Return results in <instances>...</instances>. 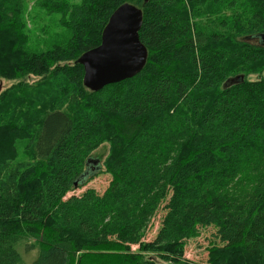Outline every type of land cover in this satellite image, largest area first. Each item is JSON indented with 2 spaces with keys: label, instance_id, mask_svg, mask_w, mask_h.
<instances>
[{
  "label": "trees",
  "instance_id": "trees-1",
  "mask_svg": "<svg viewBox=\"0 0 264 264\" xmlns=\"http://www.w3.org/2000/svg\"><path fill=\"white\" fill-rule=\"evenodd\" d=\"M19 2L0 0V79L39 83L0 95V264L29 239L31 264L176 263L201 228L209 264H264V0H50L69 36L38 54ZM123 4L142 12L145 66L91 92L77 60ZM104 144V193L65 199Z\"/></svg>",
  "mask_w": 264,
  "mask_h": 264
},
{
  "label": "rangeland",
  "instance_id": "rangeland-1",
  "mask_svg": "<svg viewBox=\"0 0 264 264\" xmlns=\"http://www.w3.org/2000/svg\"><path fill=\"white\" fill-rule=\"evenodd\" d=\"M20 4L24 2L25 10L22 15L23 22L27 27V34L30 37V42L26 47L30 52L38 54L48 49L55 47L63 43L69 36L67 30L61 27L59 23L60 15L57 13L49 12L45 6H47L50 0H19ZM58 1V0H55ZM64 1V0H59ZM69 4L78 5L81 0H65ZM21 7V6H20ZM221 18L220 20H222ZM254 43L257 40H253ZM31 54V53H28ZM7 57V54L4 53ZM264 78V72L262 73ZM257 76H250L248 79L253 81ZM25 81L28 85L35 86L39 83V80L34 77H27L24 80H6L0 79V95L9 91L15 85ZM9 93L7 94V96ZM109 152V145H101L97 150L92 152L90 161H94V164L89 170L92 176V180L85 183L80 188H75L70 191L65 199L71 196H80L87 189H93L98 195H102L110 182V176L103 172V161ZM92 164V163H91ZM97 173V174H96ZM163 216V211L160 209L156 216L151 220L148 231L143 237V242L147 243L154 239L160 224V219ZM199 236L195 239L186 241L184 248V255L177 260L176 263L171 261H162L155 256L147 253L143 255L147 258L152 256V260H155L158 264H209V247L212 244H217V240L213 237L212 228H201ZM26 247L32 245V250L25 252L24 247L18 248L20 254V264H31L38 254V248L34 241L29 239L25 241ZM137 249L133 247L132 250Z\"/></svg>",
  "mask_w": 264,
  "mask_h": 264
},
{
  "label": "water",
  "instance_id": "water-1",
  "mask_svg": "<svg viewBox=\"0 0 264 264\" xmlns=\"http://www.w3.org/2000/svg\"><path fill=\"white\" fill-rule=\"evenodd\" d=\"M141 24L142 12L133 5L123 4L111 14L100 44L77 60L83 67L82 83L86 89L98 92L135 77L143 69L147 50L139 40ZM237 81L231 80L229 84Z\"/></svg>",
  "mask_w": 264,
  "mask_h": 264
},
{
  "label": "flooded vegetation",
  "instance_id": "flooded-vegetation-1",
  "mask_svg": "<svg viewBox=\"0 0 264 264\" xmlns=\"http://www.w3.org/2000/svg\"><path fill=\"white\" fill-rule=\"evenodd\" d=\"M92 163V164H91ZM89 168H91L92 167V165L94 164V161H89Z\"/></svg>",
  "mask_w": 264,
  "mask_h": 264
}]
</instances>
